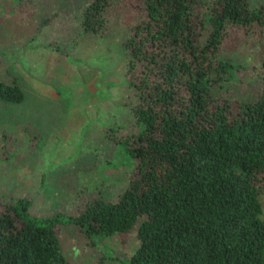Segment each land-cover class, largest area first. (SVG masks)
Segmentation results:
<instances>
[{
    "label": "trees",
    "instance_id": "1",
    "mask_svg": "<svg viewBox=\"0 0 264 264\" xmlns=\"http://www.w3.org/2000/svg\"><path fill=\"white\" fill-rule=\"evenodd\" d=\"M132 3L143 17L118 55L135 130L121 134L116 125L108 134L131 161L128 186L116 200L84 196L71 215L35 216L29 196L0 199V264H71L62 226H78L91 242L125 239L139 218L138 245L129 257L116 255L119 264H264V59L254 100L220 91L240 69L220 57L231 29L250 36L264 27V4ZM109 6L88 1L82 37L102 35ZM24 98L17 79L0 74V100Z\"/></svg>",
    "mask_w": 264,
    "mask_h": 264
},
{
    "label": "rangeland",
    "instance_id": "2",
    "mask_svg": "<svg viewBox=\"0 0 264 264\" xmlns=\"http://www.w3.org/2000/svg\"><path fill=\"white\" fill-rule=\"evenodd\" d=\"M88 1L0 0V74L13 75L25 95L17 104L0 100V199L29 196L35 216L75 214L84 196L116 200L131 178V161L108 134L116 125L121 134L135 130L118 52L143 12L132 0H110L102 35L82 37ZM231 30L220 57L240 69L220 91L254 100L264 27L250 36ZM141 220L125 239L91 242L76 225L62 226L58 236L71 264H119L114 257H129L138 245Z\"/></svg>",
    "mask_w": 264,
    "mask_h": 264
}]
</instances>
